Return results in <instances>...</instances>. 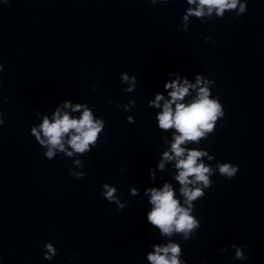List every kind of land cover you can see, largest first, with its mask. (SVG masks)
Here are the masks:
<instances>
[{
  "label": "clouds",
  "instance_id": "obj_1",
  "mask_svg": "<svg viewBox=\"0 0 264 264\" xmlns=\"http://www.w3.org/2000/svg\"><path fill=\"white\" fill-rule=\"evenodd\" d=\"M159 2L168 3L169 0H159ZM4 3H8V0H4ZM150 3L155 5L157 0H150ZM187 3L195 5V8H188L183 15V30H187L190 16L197 18L205 15L210 16L215 10V14L223 19L226 10H236L234 17L236 19L247 11V3H241L240 0H187ZM209 40H211V37L206 36L205 41L208 42ZM211 42L216 43L215 41ZM3 67V64L0 63V72L3 71ZM173 75L176 76V79L171 82L167 80L163 85L165 91L171 89L167 92L170 99L164 101L162 111L156 116L159 129L175 130L172 134L171 151L163 153V160L160 162L159 167L163 169L164 161H176L175 168L179 171L175 176V180L181 185L179 192L184 198L183 205L186 206H182L181 201L176 198V193L169 183H165L162 189L149 188L147 192L150 193L149 203L152 208L151 211L146 213V219L151 226L158 228L161 234L170 237L173 233H181L183 234L182 238L187 241L190 238V233L200 227V221L193 215L195 207L193 202L198 198L202 199L205 196L204 190L211 187L212 181L209 177L214 170L211 165L200 162L201 157L208 155L206 150L186 149L181 145L189 141L199 142L201 138L206 139L205 133L212 134L225 113L219 98L213 97L210 92V88L214 84L213 80L207 77L202 78V75L197 73L196 84H190L188 79L181 82L179 72L168 73L169 77ZM120 80L128 85L124 89L126 93H132L137 87V77L135 75L129 76L127 73H122ZM93 88H95V85ZM190 89H197L196 98L187 104L180 102L189 94ZM161 100H164V96L158 91L155 93V100L148 102L149 106L159 108ZM109 103L112 102L109 101ZM61 104L64 108L71 107L73 112L81 109L83 111L76 118L68 112L62 111ZM134 104L135 101H129L128 104H125V111H129V105L132 107ZM173 105H175L174 108ZM116 107H121V105L117 104ZM36 115L40 116L41 113L37 110ZM127 121L129 123L135 122L131 116L127 117ZM3 124V112H0V126ZM104 128L105 121L97 117L94 118L93 110L87 104L76 103L73 107L71 100H65L55 108L51 120H49L48 115H43V121L39 124V128L32 126L30 132L35 137V141L46 149L44 156L48 160H53L58 152L65 153L68 157H72L74 154L85 155L91 152L99 142ZM208 159L211 160L212 157L209 156ZM75 163L77 166H83L80 159H76ZM215 167L219 170L221 176L229 180L238 172V166L230 162H218ZM69 175L82 179L85 173L73 172L69 169ZM149 175L154 177L151 169H149ZM116 191L115 186L104 183L101 194L109 203L114 202L117 205V210H122L128 202L122 203L115 195ZM130 191L132 195H138L135 188ZM153 247L155 251L147 255L150 264H186L185 261H181L179 258L181 255L179 243L169 242L164 246L154 245ZM231 247L235 250L236 259L243 260L246 258L243 252L244 246L233 244ZM44 249L45 260H52L58 254L57 249L50 242L45 243ZM221 251H227V249L224 248Z\"/></svg>",
  "mask_w": 264,
  "mask_h": 264
}]
</instances>
